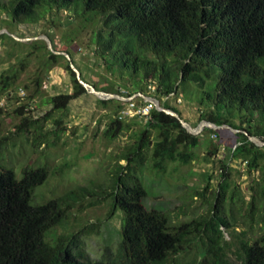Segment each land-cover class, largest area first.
<instances>
[{"label":"trees","instance_id":"16d2710c","mask_svg":"<svg viewBox=\"0 0 264 264\" xmlns=\"http://www.w3.org/2000/svg\"><path fill=\"white\" fill-rule=\"evenodd\" d=\"M41 8L75 13L77 18H101L94 36L97 51L107 70L118 77L115 80L126 87L128 97L154 95L164 107L182 116L164 98L181 96L182 88L193 84L202 94L197 100L208 109L201 121L229 125L264 138V127L252 126L255 115L264 117V0H0V13L10 14L15 23L37 21ZM3 38L11 37L2 35L0 41ZM32 47L34 52L47 50V60L37 76L22 86L25 59L0 72V101L5 95L8 102L26 100L15 110L21 120L14 135L23 136L33 129L34 144L40 147L47 137L58 140L66 132L73 96L58 93L44 98L39 107L49 109H42V117L36 114V106L30 107L42 95L45 72L66 59L52 53L43 40ZM150 86L155 87L154 93ZM120 88L102 91L123 94ZM19 89L27 92L25 98L18 96ZM138 100L144 103L142 98ZM93 103L109 109L105 137L116 140L130 130L131 123L118 118L126 103L96 96ZM57 112L62 114L56 116ZM235 112H245L251 120L236 125ZM48 121L52 122L49 129ZM145 121L144 132L137 131L136 142L120 158L127 164H117L106 192L111 199L107 219L119 211L123 218L117 253L101 260L90 258L78 234L47 241L52 229L69 218L70 210L92 193V187L79 186L57 199L34 205V191L49 178L48 168L26 167L18 179L14 170L2 163L0 154V264H171L177 262V256L188 253L192 241L201 247V264H264V232L255 240L246 237L245 232L233 229L226 211L227 203L234 200L233 194L228 195L229 163L241 158L249 172L257 171L264 162V147L244 133L236 134L239 141L222 161V181L210 214L171 225L165 212L145 207L143 201L149 194L139 171L149 151L152 167L159 173L166 171L169 162L191 163L196 156L192 149L200 145L201 137L190 134L177 118L155 107ZM10 139L5 137L0 143ZM260 182V190L250 188L252 217L258 209L264 211V177ZM261 219L264 223V213ZM98 227H88L86 234L95 233Z\"/></svg>","mask_w":264,"mask_h":264},{"label":"rangeland","instance_id":"374dc122","mask_svg":"<svg viewBox=\"0 0 264 264\" xmlns=\"http://www.w3.org/2000/svg\"><path fill=\"white\" fill-rule=\"evenodd\" d=\"M39 13L42 15L37 21L26 20L22 23H15L10 14L0 13V36L6 34L13 40L15 39L10 34L22 39L48 36L55 50L70 54L85 81L99 90L106 87L116 89L121 87L122 93L127 92L126 87L119 80H115L118 77L107 70L97 51L94 36L101 27L100 17L87 15L86 18L80 16L77 18L75 13L44 8L39 9ZM11 38H3L0 41V72L11 66H18L20 61L25 59L27 68L20 79L22 86L37 76V72L47 60V50L33 51L32 45L36 41H42L41 39L24 42L15 40L20 43L17 44ZM20 90L18 96L23 99L27 92ZM41 91L42 95L38 102L30 105L33 109L36 106V114L41 117L45 113L42 109H49L39 107L44 98L58 93L73 96L68 107L66 132L58 140H53L52 136L47 137L40 147L34 144L33 129L23 136L14 135L21 120L15 110L20 106V102L25 103L26 100L13 99L14 101L8 102L5 95L0 101V142L8 136H11V139L0 143L2 163L13 169L18 179L22 178L23 169L26 167L48 168L49 178L34 191L32 200L34 205H42L57 199L79 186L92 187V193L70 210L69 218L63 224L52 229L47 241L51 243L58 236L78 234L82 238V247L91 259L101 260L107 254H116L121 240L123 214L119 211L114 217L107 219L111 199L106 196V192L110 188L112 174L117 164H127L120 159L121 156L126 153L129 145L136 142L134 136L137 131L144 132L147 123L139 113H134L127 119V122L131 123L130 130L122 137L116 140L105 137L103 131L109 122L110 116L106 115L109 109H103L93 103L95 96L87 93L78 83L67 59H61L57 66L45 72ZM201 95L198 87L191 84L182 88L181 96H169L164 98V101L178 108L182 113L181 117L193 127H197L203 122L202 114L208 111L197 100ZM30 107L28 109H31ZM60 114L62 112H57L56 116ZM246 120H251L247 113L235 112L236 125ZM253 121L252 126L255 129L264 127L263 116L257 114ZM51 126L52 122L48 121L46 128L49 129ZM209 130L211 129L205 128L196 135L201 137V140L200 145L192 149L196 156L191 163L184 165L169 162L166 171L159 173L152 167L149 151L139 171V177L149 194L143 201L145 207L165 212L171 225L183 224L199 216H206L212 210L215 195L222 181V161L226 160L228 149L235 147L239 139L236 133L229 129L215 130L218 138ZM229 166L231 188L228 195L233 194L234 200L227 203V214L234 226L233 229L245 232L246 237L255 240L264 232V223L261 222L264 211L260 208L254 217L251 216L249 204L253 192L250 188L254 186L256 190H260V181L264 177V162L259 170L251 172L241 158H235ZM207 186L209 189L206 191ZM92 225L99 226L97 231L90 235L86 234L87 228ZM223 230L226 232L227 240H231L227 230L225 228ZM200 249L198 243L192 241L188 253L177 256V262L171 264H201L203 259ZM230 256L235 259L233 255Z\"/></svg>","mask_w":264,"mask_h":264},{"label":"water","instance_id":"95a60500","mask_svg":"<svg viewBox=\"0 0 264 264\" xmlns=\"http://www.w3.org/2000/svg\"><path fill=\"white\" fill-rule=\"evenodd\" d=\"M3 33V32H1ZM7 33V32H5ZM15 40L20 41V42H24V41H31V40H44L48 46V49L56 54V55H63L65 56V58L70 62V67L73 70V72L76 75V79L78 81V83L87 91V93L92 94L94 96H96L98 99L100 100H118L124 103H128L132 100L138 99V98H142L145 102H150L154 105V107L156 108L157 111L159 112H164L168 115H171L175 118H177L182 127L185 128L190 134L196 136L198 134H200L205 128H210L213 130H218V129H229L232 130L233 132H235L236 134L238 133H244L245 135H247L249 137V139L254 142L257 146L259 147H264V138L258 137V136H254V135H250L247 131H242L239 129H235L229 125H223V126H218L214 123H211L209 121H203L199 126L197 127H193L190 123H188L187 121H185L176 111L166 108L162 105L161 101L154 96L151 95H147L144 93H137L134 94L130 97H125L123 95L120 94H116V93H110V92H106V91H102L97 89L93 84L85 81L83 79L82 73L80 71V69L75 65V63L72 61V58L70 56L69 53L67 52H63V51H57L53 48V42L52 40L48 37V36H40V37H32V38H28V39H22L18 36H16L15 34H10Z\"/></svg>","mask_w":264,"mask_h":264},{"label":"built area","instance_id":"2783aa9c","mask_svg":"<svg viewBox=\"0 0 264 264\" xmlns=\"http://www.w3.org/2000/svg\"><path fill=\"white\" fill-rule=\"evenodd\" d=\"M149 89L154 92V88L152 86L149 87ZM127 96V92L123 93ZM137 103V104H136ZM141 102L138 101V99L132 100L128 103H126V106L124 109H122L119 112L118 118L120 120L128 119L131 114L139 113L143 119H147V117L150 116L151 112L153 111L154 105L150 102H145L143 105H139ZM216 138H218L217 134H213ZM246 164V163H245Z\"/></svg>","mask_w":264,"mask_h":264},{"label":"crops","instance_id":"0c3cea01","mask_svg":"<svg viewBox=\"0 0 264 264\" xmlns=\"http://www.w3.org/2000/svg\"><path fill=\"white\" fill-rule=\"evenodd\" d=\"M93 101V100H92Z\"/></svg>","mask_w":264,"mask_h":264}]
</instances>
